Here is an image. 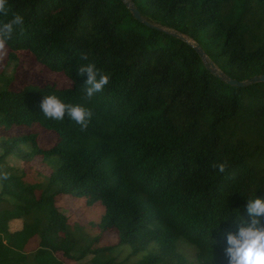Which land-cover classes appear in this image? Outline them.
<instances>
[{
    "label": "trees",
    "instance_id": "1",
    "mask_svg": "<svg viewBox=\"0 0 264 264\" xmlns=\"http://www.w3.org/2000/svg\"><path fill=\"white\" fill-rule=\"evenodd\" d=\"M133 1L197 41L229 77L264 74V0ZM8 8L0 21L19 14L24 25L5 43L4 68L32 56L72 85L14 89L15 76L0 72V264H113L126 251L121 264H226L236 208L247 217L245 198H264V81L229 84L189 42L135 19L124 0H8ZM88 63L110 78L91 99L78 74ZM48 95L91 110L87 128L67 114L45 117ZM16 126L27 131L8 134ZM13 153L30 168L8 165ZM36 156L49 173L32 164ZM61 194L84 196L86 207L100 201V219L77 223L57 205ZM106 235L118 242L103 243Z\"/></svg>",
    "mask_w": 264,
    "mask_h": 264
},
{
    "label": "clouds",
    "instance_id": "2",
    "mask_svg": "<svg viewBox=\"0 0 264 264\" xmlns=\"http://www.w3.org/2000/svg\"><path fill=\"white\" fill-rule=\"evenodd\" d=\"M8 11V0H0V14L7 16ZM23 25L24 18L19 14H14L7 22L0 21V50L4 49L6 41L11 39L17 27L23 30ZM80 59L87 60L88 56L81 53ZM85 73V94L88 99H91L104 89L110 78L92 63L79 67L78 74L84 75ZM40 107L45 117L52 120H63L67 114L68 118L79 124L82 129L87 128L92 117L91 110L78 104L64 103L55 95L44 96ZM214 167L223 173L226 166L220 163ZM245 201L247 217L242 215L240 208H236L239 210L236 211L234 220L237 230L229 231L226 235L227 246L224 249L226 264H264V198L259 197L255 191L250 193Z\"/></svg>",
    "mask_w": 264,
    "mask_h": 264
},
{
    "label": "rangeland",
    "instance_id": "3",
    "mask_svg": "<svg viewBox=\"0 0 264 264\" xmlns=\"http://www.w3.org/2000/svg\"><path fill=\"white\" fill-rule=\"evenodd\" d=\"M8 52V46L5 44L4 49L0 50V72L5 71L7 76H15V81L12 83V88L21 89L24 85L31 83V85L42 86L44 83H55L57 87H67L72 85L71 79L62 71H52L50 68L40 63L32 56H27L28 58H23L21 62L13 61L10 65H5V58ZM27 128L25 127H13L11 131L8 132L10 135H18L23 132H26ZM3 134H0V139H2ZM51 136L47 133L46 136L41 138V143L43 146L50 145ZM21 147L23 149H29V145L22 143ZM4 149L0 146V155L3 154ZM41 156H36V159L32 162L33 165L38 166L39 170L44 173H49L51 166H43L40 164ZM8 165L12 167H25L30 168V164H24L21 158L13 153L8 155L4 160ZM47 167V168H46ZM57 203V202H56ZM57 205L68 215L72 216V219L77 223H84L87 219L97 220L100 219L101 214L103 213L104 206L98 201L93 205L85 204V197L82 195H69L61 194L58 196ZM72 220V221H73ZM22 225L21 221H12L11 228L18 229ZM103 243H117V235H106L102 241ZM114 245V244H113ZM36 248V240L32 239L28 244V250H33ZM111 253L113 250H109ZM108 251V252H109ZM127 251L122 254L118 253L117 259H115L113 264H121V260L127 256ZM92 256L83 258L82 261L85 263H91L90 259ZM111 258V257H110ZM133 262V261H132ZM68 264H77L73 261H68Z\"/></svg>",
    "mask_w": 264,
    "mask_h": 264
},
{
    "label": "water",
    "instance_id": "4",
    "mask_svg": "<svg viewBox=\"0 0 264 264\" xmlns=\"http://www.w3.org/2000/svg\"><path fill=\"white\" fill-rule=\"evenodd\" d=\"M125 4L127 5V7L130 9V11L132 12L133 16L135 17V19L139 20L140 22L144 23L145 25L152 27V28H156V29H160V30H165L166 32L170 33V34H174L182 39H184L185 41L189 42L195 49L196 51L200 54V56L202 57L203 61L205 62L206 66L216 75L220 76L223 80H225L226 82H228L231 85H237V86H245L248 84H251L253 82H260V81H264V74L261 75H256L250 79H246V80H238L235 78H231L229 77L226 73H224L209 57L208 55H206L205 50L202 48V46L195 40L189 38L188 36L181 34L180 32L176 31V30H172V29H168L164 26H161L160 24H157L151 20H149L148 18H146L145 16L142 15L141 11L139 10V8L136 6V4L134 3L133 0H124Z\"/></svg>",
    "mask_w": 264,
    "mask_h": 264
}]
</instances>
